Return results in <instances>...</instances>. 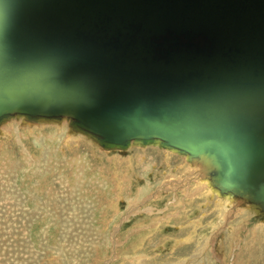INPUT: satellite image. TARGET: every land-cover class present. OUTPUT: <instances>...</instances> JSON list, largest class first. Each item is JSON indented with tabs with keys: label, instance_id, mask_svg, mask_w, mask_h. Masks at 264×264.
<instances>
[{
	"label": "water",
	"instance_id": "1",
	"mask_svg": "<svg viewBox=\"0 0 264 264\" xmlns=\"http://www.w3.org/2000/svg\"><path fill=\"white\" fill-rule=\"evenodd\" d=\"M154 137L264 208V0H0V115Z\"/></svg>",
	"mask_w": 264,
	"mask_h": 264
},
{
	"label": "rangeland",
	"instance_id": "2",
	"mask_svg": "<svg viewBox=\"0 0 264 264\" xmlns=\"http://www.w3.org/2000/svg\"><path fill=\"white\" fill-rule=\"evenodd\" d=\"M41 121L0 120V264H264L261 208L197 206L189 220L156 227L154 218L178 214L161 190L190 175L185 160L165 163L164 152L133 143L102 147L67 119Z\"/></svg>",
	"mask_w": 264,
	"mask_h": 264
},
{
	"label": "bare ground",
	"instance_id": "3",
	"mask_svg": "<svg viewBox=\"0 0 264 264\" xmlns=\"http://www.w3.org/2000/svg\"><path fill=\"white\" fill-rule=\"evenodd\" d=\"M14 114L20 115V116L24 115V116H27L28 119L30 118L27 114H24V113L10 112V113H7V114L0 115V120L6 119V118H8V117H10L11 115H14ZM35 118H39L40 120H42L44 122V121H53L55 117L54 116L53 117L36 116ZM47 118H53V120L52 119H48L47 120ZM55 119H57V120H63V119L66 120L67 119L69 121L68 125L70 123H74V126H76L75 122H74V119L71 116H69V115H62L60 118H55ZM25 120H27V119H25ZM38 122H40V121H38ZM65 122H64V124H65ZM58 123H59V121H58ZM45 125H46V123H45ZM40 126H42V125H40ZM76 128L78 130H80V131H78L76 129V132L74 133L75 135L77 134V136H80V134L82 135L81 131L85 132L86 134L92 136V141H93V139L98 141V143L101 146L102 145H106V146H112V145H115V146H126L129 143H133V145H134L133 149H137L139 147H142L144 149L143 151L147 150L148 146H151L152 149H157L158 151H162V152H164L166 154V156L164 157L165 161H166L165 163H168L170 161V157H168V156H170L171 154H175L174 155L175 157L179 156V157H181L183 160H185L187 162L186 164H188L190 170H188L187 168L186 169L190 172V175L188 177L184 178V180H182L183 178H181V176H179L182 182L179 181L178 185H177L178 177H176V178L174 177L173 181L171 182V184H173L174 186H172V185L171 186H167V188H163L161 190V191H163L164 189H166L168 192H173V196H172L173 199H172L171 203L173 205L176 204V206H175L176 209L175 210L178 211V214L175 213L173 216H170V217H168V218H166L164 220H161L162 217L159 218V220L154 218L155 219L154 222L156 221L155 222L156 224H154V226H156V227H157L158 224H161L164 221H167V222L170 223L171 220H177V219L181 220L182 217H184L185 219L187 218L189 220V218H190L189 213L191 211H194L195 210L194 208H197V206L202 207V208L204 206H206L207 208L209 206H212L213 209L214 208L219 209V211L222 212V213L224 211L230 209L234 205L238 206V207H236L238 209H240L239 207H243L242 209H240V211H242L243 213H247L251 209L256 211V212H257L258 208H261L262 210H264V208L262 206H260L259 204H254V203L249 202L246 199L245 196H241L240 194L238 195L235 192H233L232 190H226L218 182H216L215 178H214V175H212V171L214 170V168L212 167L211 162L209 160H207L206 158H204L203 156H193V155H191L190 153H188L186 151H183V150H181L179 148H176V147H174L172 145H169L168 143L164 142L163 140H161V138H158V137H154V138L150 139L149 141L138 140V139L135 138L133 140L127 141V143L122 144V145H119V144H103L102 143L103 141H102L101 137L99 135H97L96 133L91 132L90 130H87L86 128H83V127H80V126H76ZM70 130H71V128H70ZM80 138H78V139H80ZM150 142L154 143V144L151 145V144H149ZM143 145H147V146H143ZM90 146H92V145H90ZM145 147H147V148H145ZM179 157H177V158H179ZM127 162H129V160ZM182 177H184V176H182ZM184 182H186V185H185ZM166 185H168V184H165V186ZM224 193L226 195L223 196ZM235 197H238L239 199H234ZM199 201H203V202H199ZM202 204H204V205H202ZM138 211H140V210L136 209V211H134V212L137 213ZM146 211L149 214L152 215L153 211L147 210V209H146ZM258 213H259V211H258ZM133 214L135 215V213H132V215ZM190 221L187 222L188 225L186 226V228H185V226L181 227L182 229L183 228L185 229V230H183L185 232L181 233L182 234L181 236L184 237L183 240H182L183 242L186 241V236L187 235H189V237L195 236V234L193 232L196 229V226L199 225L197 223L198 221L197 222H195V220H194V222L193 221L190 222ZM149 227H148V229H150L149 231H151V229H153V228L152 227L149 228ZM191 239H193V238H191Z\"/></svg>",
	"mask_w": 264,
	"mask_h": 264
}]
</instances>
